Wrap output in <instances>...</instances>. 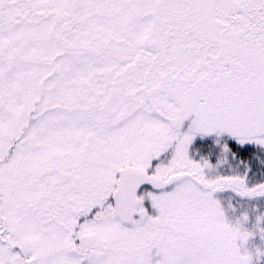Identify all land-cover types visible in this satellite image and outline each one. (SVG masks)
Here are the masks:
<instances>
[{
    "label": "snow or ice",
    "instance_id": "1",
    "mask_svg": "<svg viewBox=\"0 0 264 264\" xmlns=\"http://www.w3.org/2000/svg\"><path fill=\"white\" fill-rule=\"evenodd\" d=\"M0 264H264V0H0Z\"/></svg>",
    "mask_w": 264,
    "mask_h": 264
}]
</instances>
